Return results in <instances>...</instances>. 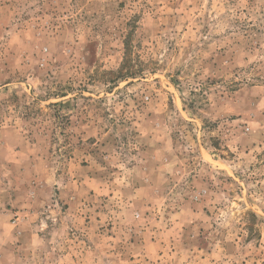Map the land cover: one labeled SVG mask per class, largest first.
Listing matches in <instances>:
<instances>
[{"label":"rangeland","instance_id":"1","mask_svg":"<svg viewBox=\"0 0 264 264\" xmlns=\"http://www.w3.org/2000/svg\"><path fill=\"white\" fill-rule=\"evenodd\" d=\"M0 264H264V0H0Z\"/></svg>","mask_w":264,"mask_h":264}]
</instances>
